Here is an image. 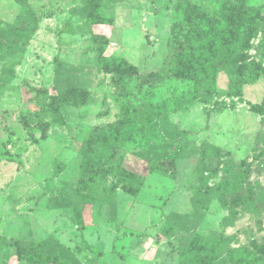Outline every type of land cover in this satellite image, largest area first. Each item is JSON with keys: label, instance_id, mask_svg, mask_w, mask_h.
<instances>
[{"label": "rangeland", "instance_id": "1", "mask_svg": "<svg viewBox=\"0 0 264 264\" xmlns=\"http://www.w3.org/2000/svg\"><path fill=\"white\" fill-rule=\"evenodd\" d=\"M34 17L0 48V264H264V0H0V46ZM139 99L151 149L117 140ZM175 149L174 181L149 170Z\"/></svg>", "mask_w": 264, "mask_h": 264}, {"label": "trees", "instance_id": "2", "mask_svg": "<svg viewBox=\"0 0 264 264\" xmlns=\"http://www.w3.org/2000/svg\"><path fill=\"white\" fill-rule=\"evenodd\" d=\"M237 22L238 20L236 19V23ZM248 23L249 21L240 20L238 22L237 29L229 33L228 36L225 37L224 42L221 41L220 43H218V46L223 50V54L221 57L218 58L213 56L211 58H205L204 73L200 77V84L197 85V88L201 87V90L198 91V96L205 97L208 95L207 93L212 92L215 74L220 70H226L230 67L235 53V45L241 38L244 26ZM37 29V17H34L32 20L29 19L27 21H24L19 27V32H17L15 36H13L9 41H4V44L2 43L3 46H0V48L6 46L10 50V53L17 52L18 50L22 49V47L19 45V42H22L23 45H26L33 34L37 31ZM209 35L211 34L207 32L201 36H205V38H208ZM188 38L190 39L189 42L191 46H194L197 42L196 39L194 37ZM213 42L215 44V41ZM187 55H191L189 51L187 52ZM103 62L104 64H113L119 69H121L122 67L130 68L129 65H127L122 59L119 58H104ZM126 103L129 133L125 132L123 134H120L119 136H117V140L127 139V142H131L137 145L139 149H151L154 146V143L150 140V135L152 133L154 123H156V121L159 119V116H161L163 112L155 110L152 105L145 99H139L135 102L127 101ZM178 156V149H175L173 151L165 150L153 161L149 170L174 181L176 179V161L179 159ZM143 158H145V160H148L146 159L147 156H144ZM200 192H202V189L199 190V193ZM207 205L208 200L206 197L199 196L191 201L193 210H197L199 207H201V209L203 210H206ZM235 254L240 258L242 252L235 251L234 253H232V255ZM119 258L121 260H124L123 255H119ZM29 262L31 264H49L51 261L43 260L39 255L36 254L35 256L29 258Z\"/></svg>", "mask_w": 264, "mask_h": 264}]
</instances>
